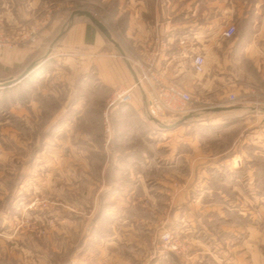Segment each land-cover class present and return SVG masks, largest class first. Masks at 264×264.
I'll return each mask as SVG.
<instances>
[{"label":"rangeland","instance_id":"374dc122","mask_svg":"<svg viewBox=\"0 0 264 264\" xmlns=\"http://www.w3.org/2000/svg\"><path fill=\"white\" fill-rule=\"evenodd\" d=\"M112 2L0 0L2 28L38 32L0 57L39 44L46 55L77 10L119 32ZM64 35L49 54L60 72L0 90V264H264L262 124L209 116L196 94L199 117L160 129L146 108L109 106L114 91L96 73L65 67L55 48ZM32 54L12 68L1 61L0 82Z\"/></svg>","mask_w":264,"mask_h":264},{"label":"crops","instance_id":"0c3cea01","mask_svg":"<svg viewBox=\"0 0 264 264\" xmlns=\"http://www.w3.org/2000/svg\"><path fill=\"white\" fill-rule=\"evenodd\" d=\"M110 1H113L114 5L113 21L120 28L119 32H113V35L134 69V59L153 60L158 74L164 81L189 91L193 95V101L194 95H199L203 98V103L210 107L231 106V94L240 98L254 99V96H258L264 99V0ZM89 25L83 17L75 19L55 46L58 51L67 55L64 66L73 69L72 73H76L75 70L79 67L86 76L96 73V79L103 90L115 91L133 85L134 73L113 43L114 48L111 47L110 41L93 27L92 41L87 40ZM230 25H234L237 32L233 37H224L223 31ZM160 40L164 41L161 48ZM40 48H43L41 44L36 50L39 52ZM38 52L32 54V49L19 47L12 50V53L2 52L0 62L12 68L14 63L26 59L28 54L34 56L31 61L33 62L39 57ZM54 54L52 53L51 57L49 55L38 68L41 70L33 76L36 80L60 72L58 68H50L53 64H48L47 70L42 69L44 64L52 62V58L60 59L59 53ZM197 54L205 58L202 73L196 72L194 68V56ZM26 66L27 64L20 72ZM148 90L146 87V99L149 97ZM145 103L141 89L135 88L129 105L118 104L114 108L131 106L141 115ZM236 106L239 107L209 111V116L213 114L216 118L219 113L240 112L247 121L260 122L262 126L255 129L253 136L263 148L264 102L259 108L245 104ZM149 166H152L150 161L145 168L148 169Z\"/></svg>","mask_w":264,"mask_h":264},{"label":"built area","instance_id":"2783aa9c","mask_svg":"<svg viewBox=\"0 0 264 264\" xmlns=\"http://www.w3.org/2000/svg\"><path fill=\"white\" fill-rule=\"evenodd\" d=\"M37 28L31 27L29 29H16L12 32L6 31L0 26V49H11L21 46L28 42H35L37 40ZM236 33V27L234 25L228 26L223 31V36L230 38ZM160 48L163 47L164 41L160 40ZM137 70L138 83L142 88L148 87L149 97L147 99L146 114L147 116L155 117L159 120L164 119L163 115H171L176 118L185 115L192 111H199L201 108L192 106L193 95L184 89L183 87L164 81L157 72L155 63L153 60H138L134 59L133 63ZM205 58L201 54L194 56V68L196 72H204ZM138 83H134L126 89H117L114 91L112 97L109 100V106L116 104H128L132 101V91L135 88H139ZM147 91V90H146ZM146 93V92H145ZM229 101L232 105L245 104L253 105L255 108L261 107L260 101L249 98H240L236 94L229 96ZM172 236L167 233L164 239L169 242ZM166 245V244H165ZM176 249V246H172Z\"/></svg>","mask_w":264,"mask_h":264},{"label":"water","instance_id":"95a60500","mask_svg":"<svg viewBox=\"0 0 264 264\" xmlns=\"http://www.w3.org/2000/svg\"><path fill=\"white\" fill-rule=\"evenodd\" d=\"M85 16L88 17L92 23L98 28V30L111 42L115 45V47L118 49V51L120 52V55L124 58L125 62L127 63L128 67L131 69V71L134 73V77H135V82L138 83L139 79L137 76V73L135 71V69L133 68L132 64L130 63L129 59L126 57V53L123 50V48L121 47L120 43L115 39L114 35L112 34V32L109 30V28L106 26V24H104L101 20H99L98 18H96L90 11L87 10H77L74 11L71 16H70V21L71 23L69 24V26L67 27L70 28L73 20L75 18V16ZM66 29H64L63 31H61V33L56 37V39L53 41V43L51 44L50 50L46 53V55H44L43 57V61H33L31 62L19 75H17L14 78L8 79L4 82H0V90L1 89H6V88H10L13 86L18 85L20 82L24 81L26 78H28L31 74H33L45 61V59L48 58L54 44L65 34ZM139 85V89H141L143 95H144V99L146 101L145 103V108L147 106V99H146V94L144 89L142 88V86L138 83ZM239 106L236 105H231L229 107H213V108H208L206 109L207 111H223V110H230L233 108H238ZM200 112L199 111H192L189 112L185 115H183L180 119H178L177 121H175V123L172 124H164L162 123L159 119L149 116L148 115V119L150 120V122H152L155 126H157L160 129H169L172 127H175L177 125H181L183 123H185L188 120L194 119L196 117L200 116Z\"/></svg>","mask_w":264,"mask_h":264},{"label":"trees","instance_id":"16d2710c","mask_svg":"<svg viewBox=\"0 0 264 264\" xmlns=\"http://www.w3.org/2000/svg\"><path fill=\"white\" fill-rule=\"evenodd\" d=\"M91 27H92V26L89 25V26H88V30H87V37H88L87 40H88V41H89V40L92 41V38H91ZM43 57H44V56H42V57H38V58H37L36 60H34V61H38V62L43 61ZM48 64H49V63L44 64V65L42 66V69L45 68V69L47 70V68L49 67ZM28 65H29V64H28ZM26 67H27V66H26ZM26 67H25V68H26ZM40 70H41V69L36 70V71H35L33 74H31L29 77L36 76V74H38V72H39ZM29 77H28V78H29ZM25 80H26V79H25ZM25 80H24V81H25ZM16 86H17V85H16Z\"/></svg>","mask_w":264,"mask_h":264}]
</instances>
